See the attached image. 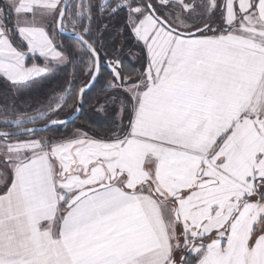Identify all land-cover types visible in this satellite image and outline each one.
Here are the masks:
<instances>
[{"label":"snow or ice","instance_id":"obj_1","mask_svg":"<svg viewBox=\"0 0 264 264\" xmlns=\"http://www.w3.org/2000/svg\"><path fill=\"white\" fill-rule=\"evenodd\" d=\"M0 87V264H264V0H3Z\"/></svg>","mask_w":264,"mask_h":264},{"label":"rangeland","instance_id":"obj_2","mask_svg":"<svg viewBox=\"0 0 264 264\" xmlns=\"http://www.w3.org/2000/svg\"><path fill=\"white\" fill-rule=\"evenodd\" d=\"M101 23H108L109 27L106 30H102V37L106 45H109L111 49H119L123 46V41L121 37L116 36L115 29L119 25V20H116L115 22H109V21H103L97 23V27L101 26ZM64 41V37H60ZM124 53V60L127 62V48H123ZM71 72L70 66H63L58 68L54 74H49L46 78L42 79L40 83L34 84L30 89L26 91V94L30 96L31 99L34 101L42 100L45 97H47L49 94H51L55 89L59 88L64 81V78L69 75ZM7 93L6 90L3 87H0V105L6 102ZM85 112L87 113V116L92 113V116L97 119L101 120L108 124V121L101 117L99 114L94 113L92 108L85 104ZM63 128H61L59 131L63 132Z\"/></svg>","mask_w":264,"mask_h":264},{"label":"trees","instance_id":"obj_3","mask_svg":"<svg viewBox=\"0 0 264 264\" xmlns=\"http://www.w3.org/2000/svg\"><path fill=\"white\" fill-rule=\"evenodd\" d=\"M0 3H3V0H0ZM112 21L115 22L116 20H112ZM64 42H65L66 45H69L70 46L71 44L74 43V40L64 37ZM94 95H95V90H92L90 92V96H94ZM84 109H85V107H84ZM89 124H91L93 127H96V128H104V127L107 126L105 122H103L101 120L99 121V120L95 119L92 116V113L87 116V113L85 112V110H83V113H82L81 117L78 120H76L74 123L69 124V128L75 127V126H84V127H87Z\"/></svg>","mask_w":264,"mask_h":264},{"label":"water","instance_id":"obj_4","mask_svg":"<svg viewBox=\"0 0 264 264\" xmlns=\"http://www.w3.org/2000/svg\"><path fill=\"white\" fill-rule=\"evenodd\" d=\"M61 36L74 40V36H73V34H72L71 31L65 32V33H63ZM83 110H84V107H83ZM83 110H82L80 113H77V114H76L74 122H75L76 120H78V119L81 117V115H82V113H83ZM71 124H72V123H71Z\"/></svg>","mask_w":264,"mask_h":264}]
</instances>
